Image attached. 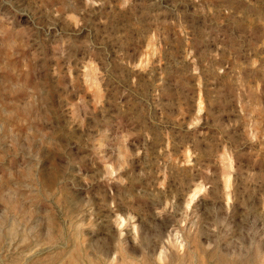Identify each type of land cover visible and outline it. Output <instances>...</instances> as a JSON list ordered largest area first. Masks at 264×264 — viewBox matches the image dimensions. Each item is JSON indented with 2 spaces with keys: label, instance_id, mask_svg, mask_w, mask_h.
Returning a JSON list of instances; mask_svg holds the SVG:
<instances>
[{
  "label": "rangeland",
  "instance_id": "rangeland-1",
  "mask_svg": "<svg viewBox=\"0 0 264 264\" xmlns=\"http://www.w3.org/2000/svg\"><path fill=\"white\" fill-rule=\"evenodd\" d=\"M0 264H264V0H0Z\"/></svg>",
  "mask_w": 264,
  "mask_h": 264
}]
</instances>
